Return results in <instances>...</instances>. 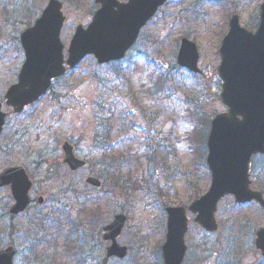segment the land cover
<instances>
[{
  "label": "rangeland",
  "instance_id": "obj_1",
  "mask_svg": "<svg viewBox=\"0 0 264 264\" xmlns=\"http://www.w3.org/2000/svg\"><path fill=\"white\" fill-rule=\"evenodd\" d=\"M48 1L0 0V102L7 113L0 134V171L22 166L32 181V203L17 216L8 214L13 202L9 188H0V249L16 248L14 264H161L163 206L189 204L210 184L205 139L211 118L225 110L216 68L228 19L236 14L242 27L254 31L262 0H165L114 69L87 56L37 102L14 114L3 96L24 59L19 35ZM58 1L65 59L75 28L86 27L98 5L93 0ZM182 38L197 47L199 73L176 64ZM159 77L164 79L160 88ZM151 87L158 89L152 93ZM100 121L112 127L115 155L124 152L114 165L116 176L123 179L135 170L142 181L132 192L128 185L126 193L111 190L112 183L104 185L99 178L100 191L85 184L86 177H97L99 165L92 161L102 150L92 142ZM63 141L91 167L71 173L61 162ZM250 180L252 188L264 193V156L252 159ZM38 197L43 198L40 205ZM89 205L97 207L93 218L87 216ZM120 212L126 222L117 243L126 246L127 254L106 258L109 243L101 240V227ZM216 221L218 230L207 233L190 218L184 264H264L253 244L254 231L264 227V209L254 202L236 205L228 196L218 204ZM70 228L74 235L65 237Z\"/></svg>",
  "mask_w": 264,
  "mask_h": 264
},
{
  "label": "water",
  "instance_id": "obj_2",
  "mask_svg": "<svg viewBox=\"0 0 264 264\" xmlns=\"http://www.w3.org/2000/svg\"><path fill=\"white\" fill-rule=\"evenodd\" d=\"M165 0H95L100 7L91 22L83 28L78 25L63 58V45L59 35L64 22L62 4L49 0L34 24L19 36L24 61L17 80L5 94V105L14 113L36 101L49 89L53 79L60 77L66 67L73 69L87 55H93L99 64L123 58L134 44L140 29L154 15ZM221 1V0H217ZM220 62L217 73L221 79L220 99L226 110L216 114L206 139V166L210 172V186L205 194L189 206L167 207L166 232L161 246L163 264H182L186 253L184 234L188 219L186 210L195 215L193 221L205 231L217 229L214 219L217 203L231 194L236 203L251 200L264 208V200L258 191L251 190L248 164L252 155L264 153V0L259 6V19L254 31L239 23V17H229L227 31L218 49ZM198 53L194 43L182 39L176 62L188 71L196 73ZM5 113L0 104V132ZM63 159L71 171L85 168L87 163L78 160L72 146L62 144ZM86 183L94 189L101 184L89 177ZM9 186L14 204L12 215L22 211L29 202L31 182L21 167L6 168L0 173V187ZM42 198L38 199V203ZM125 217L121 214L103 227L107 231L102 240H110L106 256L123 258L126 247L116 243ZM254 244L264 256V228L255 232ZM15 249L12 246L0 251V264H12Z\"/></svg>",
  "mask_w": 264,
  "mask_h": 264
},
{
  "label": "trees",
  "instance_id": "obj_3",
  "mask_svg": "<svg viewBox=\"0 0 264 264\" xmlns=\"http://www.w3.org/2000/svg\"><path fill=\"white\" fill-rule=\"evenodd\" d=\"M109 65L112 68L114 66V64L113 65L109 64ZM156 82L159 84L158 88H160L164 84V79L159 77ZM158 88L151 87L150 91L157 90ZM154 92H156V91H153L152 93H154ZM199 119L202 120V118H199ZM107 129L108 128H105V126L102 125L101 129L93 135L92 146L97 151L102 150V153L99 154L98 159L96 157L92 162L99 165V167L96 171V176L103 179L105 182L110 181L112 183V189L111 190H113L116 187L117 189H119L121 191V190H123L124 187L120 183L121 180L119 178L118 179L116 178V171L117 170H114L113 168H115V166H114L115 164L119 163L120 161H122L124 159V152L120 151L116 155H115V152L107 154L111 150L110 149L111 147L109 145V140H108L107 134H106ZM204 136L205 135H203V138L201 139L202 142L204 140ZM202 148L204 150L203 146H202ZM125 150H127V149L125 148ZM203 152L201 151V155L199 154L200 155L199 158L202 157V159H203ZM151 155H152V153L150 152V154H147L145 156L148 159H151L150 158ZM111 169H113L115 171V175H114V172L111 171ZM123 183H128L132 190H134L137 186H139V180L137 178V174L135 173V170H130L126 173L125 180ZM89 214L94 215L95 211L93 209H91L89 211ZM202 245L205 246L206 244L203 242Z\"/></svg>",
  "mask_w": 264,
  "mask_h": 264
}]
</instances>
